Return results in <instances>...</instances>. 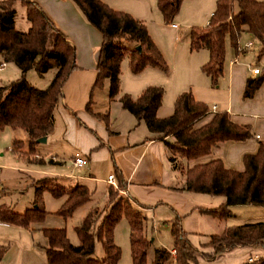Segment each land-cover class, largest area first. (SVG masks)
<instances>
[{"label":"trees","instance_id":"16d2710c","mask_svg":"<svg viewBox=\"0 0 264 264\" xmlns=\"http://www.w3.org/2000/svg\"><path fill=\"white\" fill-rule=\"evenodd\" d=\"M70 1L101 34L91 91L100 88L106 80L107 97L113 99L119 95L120 62L124 57L133 74L146 66L167 71V64L142 21L126 12L113 10L100 0ZM182 1L156 0V8L164 23L171 22ZM16 3L24 8L29 24L26 31H18L13 26ZM243 31L258 43L256 60H261L259 72L245 80L243 97L249 98L264 82V0H216L207 24L201 28H190L187 39L190 51L207 50L208 59L200 70L215 85L222 71L225 40L228 39L236 51ZM0 53L3 61L12 62L20 73L17 79L0 86V131L5 127L22 131L26 136V153L32 154L38 144L37 139L46 137L51 131L52 113L61 95V86L75 68V51L33 1L0 0ZM32 68L39 75L54 69V75L45 88H35L26 81L25 73ZM162 92L160 86H147L135 98L120 94L118 101L137 121H143L147 130L157 138L173 136L174 141L165 142L171 151L172 161L173 156L176 159H194L205 155L218 142L251 137L249 128L231 121L226 112H217L206 123L193 127V123L208 111L206 105L195 100L190 91L180 92L173 102L172 113L158 118L155 113L161 103ZM11 144L16 149L23 143L13 139ZM242 162V171L226 169L218 159L193 165L183 170L184 187L180 189L223 196V204L208 210L218 219L229 215L228 207L231 205H264V140H259L256 152L244 155ZM124 187L125 182L116 171V185L107 186L103 207L91 208L74 227L77 244L69 242L62 228L42 229L46 239V264H117L120 250L113 242V228L121 217L128 225L131 263L144 264L150 245L144 234L146 215L141 206L119 194ZM34 190L33 205L23 212L0 204V222L28 228L31 223L42 221L46 213L40 202L42 190L48 191L53 198L63 197L55 211L63 219L90 197L87 186L78 182L67 186L48 183L35 186ZM180 220L181 217L175 215L169 226L175 264H195L197 250L188 241ZM95 240L102 245L101 257L93 255ZM263 240L264 221L228 226L219 234L210 236L208 245L212 252L203 256L211 260L224 251L262 244ZM1 253L2 248L0 256ZM169 256L170 251L165 248H154L149 264H163ZM243 264H264V258Z\"/></svg>","mask_w":264,"mask_h":264},{"label":"crops","instance_id":"0c3cea01","mask_svg":"<svg viewBox=\"0 0 264 264\" xmlns=\"http://www.w3.org/2000/svg\"><path fill=\"white\" fill-rule=\"evenodd\" d=\"M31 1L37 4L75 51V68L68 74L61 86V95L52 113V128L44 141L47 142L53 135V141L56 140L59 149L64 148L66 153L60 155L50 147L45 148L46 161L42 158L37 165L40 168L48 167L46 169L50 171L49 176L33 180L34 187L39 186L38 181L40 180L50 179L53 181V178H56V181L59 182L57 177L64 178V182H59L62 185H72L78 182L87 186V182L96 180L92 172L97 166L102 165L109 169L106 176L99 179L101 183L105 184V197L106 188L111 185L106 182L107 175L113 174L116 185V171L119 172L125 182L122 193L132 199L137 206H141L146 215L144 230L146 238L148 239L159 231L165 233V245H152L154 238H151L150 241L152 256L154 248L162 247L170 251L169 258L163 264H175L172 236L169 232L170 220L175 215L181 217V227L188 241L197 250L195 264H243L249 260L255 261L264 258V240L262 244L235 247L224 251L211 260H207L203 256L212 252V248L208 245L211 235L219 234L228 226L264 221V205H231L228 207L229 215L224 219H218L208 210L216 209L223 204V196L180 189L184 187L183 170L196 164L218 159L226 169L242 171L243 156L254 154L258 141L264 140V82L259 85L251 97H243L245 80L247 77L253 76L250 72L251 68L259 69L261 65V60H256V52H253L255 46L257 51L258 43L252 36L243 31L241 34L246 35L248 39L240 46L239 38L236 51L230 45L229 40H225L227 43H225L222 71L216 84L212 85L209 77L200 70L201 65L208 59L207 50L199 49L204 54L197 58L198 64L193 65L192 63L187 39L189 29H180L174 23L163 22V26L171 30L169 48H165L159 39V24L145 23L149 35L167 63V71L158 70L160 72H156L155 70L153 73H148L144 72L147 71L145 69L157 68L146 66L140 72L133 74L129 71L128 66V72L120 69L119 95L126 93L131 98H135L147 86H161L163 90L161 103L155 114L158 118H162L172 113L173 102L180 92L190 91L195 100L206 105L207 111L212 106L215 108L214 113L207 112L195 121L193 127L206 123L217 112H226L231 121L241 126H247L251 132V137L245 140L218 142L211 147L209 153L200 157L176 159L173 156L172 161L171 154L165 145L166 141H174L172 135L157 138L156 134L147 130L143 121H137L121 107L118 101L119 95L109 99L106 80L100 89L96 88L91 91L101 42L99 31L85 20L70 0ZM101 1L112 6V2L109 0ZM126 3H128L127 7L113 6L112 8L126 11L140 21L146 20V0H126ZM21 7L23 8V6ZM148 11L151 12L152 8L149 7ZM13 26L18 31H26L29 24L26 21L24 29H17L14 17ZM246 43H250L252 48H245ZM227 48L229 55H226ZM251 54L252 57L249 56ZM0 56L2 58L1 53ZM5 63L7 62H4L2 58L0 68L5 67ZM53 75L54 69L49 82ZM97 93L102 96L101 103L95 100ZM17 131L19 130H11L12 140H21L23 144L15 149L11 141L7 149L17 158L25 159L26 163L33 165L34 161H30L31 157L23 155L27 151L24 143L26 136L22 132L24 138L19 139L16 136ZM36 148L37 146L34 148L35 151ZM34 154L39 158L38 153ZM76 156L84 160L82 165L73 164ZM50 167L66 168L70 171L66 173L53 171L49 169ZM73 170L78 173L75 171L76 174H74ZM50 227H60V224L53 225V222L49 223L48 220L46 222L45 219L42 223L34 222L28 228H24L0 222V229H5L12 235L18 236L21 241H25L27 236L31 237L35 231L41 232L42 229ZM10 247L9 245L2 250L0 264H14L15 254L13 256L10 254ZM29 250L34 252L35 248L29 246ZM20 252L21 250L18 248L17 255ZM36 253L40 260L42 253Z\"/></svg>","mask_w":264,"mask_h":264},{"label":"rangeland","instance_id":"374dc122","mask_svg":"<svg viewBox=\"0 0 264 264\" xmlns=\"http://www.w3.org/2000/svg\"><path fill=\"white\" fill-rule=\"evenodd\" d=\"M101 1V0H100ZM112 2V6H109L113 10H117L112 8L114 7H127L128 3H126V0H109ZM146 20L142 21L145 25L147 22H151L153 24H159V39L161 42V45L165 48H169L170 44V35L171 30L166 28L163 23L162 17L159 13V11L156 8V0H146ZM215 2L216 0H183L180 3L178 12L176 15L172 18L170 23H174L179 26L180 29H190L192 27L194 28H201L204 27L206 22L209 19L210 14L213 12L215 8ZM149 7L152 8V11L149 12ZM15 10V27L17 29H24L25 26V15H24V9L19 5H14ZM123 11V10H118ZM126 12V11H123ZM168 23V24H170ZM146 26V25H145ZM151 37V36H150ZM247 36L240 34V46H242L247 41ZM153 40V39H152ZM239 41V40H238ZM154 42V41H153ZM155 43V42H154ZM225 43H227L225 41ZM156 45V44H155ZM257 45V44H256ZM228 47V45H226ZM258 46V45H257ZM256 46L255 49H253V52H256ZM159 50V49H158ZM160 52V51H159ZM252 52V53H253ZM161 53V52H160ZM162 54V53H161ZM204 54L203 51L196 50L191 51L192 56V63L195 65L197 63V58H199L200 55ZM226 55H229V49L226 50ZM252 57V54L249 55ZM163 57V56H162ZM241 57V56H240ZM164 59V58H163ZM240 59V58H239ZM165 60V59H164ZM2 61V58L0 56V62ZM167 64V63H166ZM198 64V63H197ZM120 69L127 70V59L124 57L120 62ZM147 71L144 72H160L159 69L149 68L145 69ZM53 69H50L47 73H43L42 75H39L36 73V71L32 68L29 69L25 73V79L26 81L36 88H45L48 83L51 76ZM145 74V73H143ZM20 73L17 69V67L12 62L5 63V67L0 68V85L6 84L10 81H13L19 77ZM129 75V73H128ZM130 76V75H129ZM161 87V86H160ZM162 88V87H161ZM100 89V88H99ZM95 100L98 101V103L102 102V96L100 94L95 95ZM16 136L19 139L24 138V134L22 131H17ZM12 132L11 129L8 127H5L0 131V203H4L9 205L14 211L16 212H23L26 208H29L33 205V200L35 196V190H34V184L33 180H39L41 178H44L45 176H49L48 173L50 172L46 168L48 167H39L38 161L34 162V164H28L25 159L17 158L13 154L10 153V151L7 149L12 141ZM54 140V136L51 135L49 140L44 143H38L36 146V151L34 150L32 154L23 153V155L30 156L31 159L34 160H45L46 161V151L45 148L50 147L53 149V151H56L55 153L60 154L66 153V150L63 148L59 149V144ZM35 148V147H34ZM171 152V151H170ZM34 153H38V157L34 156ZM171 154V153H170ZM24 157V156H22ZM40 162V161H39ZM50 167V170L53 171H61V172H69V169H62V168H52ZM45 169V170H43ZM108 168L102 165H99L96 167L95 171L92 172L95 179L94 182H85L87 184V188L90 193L89 200L78 206L74 209V211L71 213V215L63 219L62 217L55 214V211L60 207V204L63 201V197L60 198H53L48 191L42 190L40 192V202L43 206V209L45 210V216L42 221L39 223H42L48 220L49 223L53 222L54 224H60V227H50V228H62L65 231L66 237L69 240L71 244H77V236L74 231V227L82 220V218L86 215V213L91 209L92 207H98L102 208L105 204V184L101 183L99 179L104 178L108 172ZM76 171V170H75ZM73 170V173L76 174ZM81 171V170H80ZM83 172V171H81ZM78 173V172H77ZM59 182H64L63 177H57ZM58 181H56V178H53V181L50 179L40 180L38 181L39 186H42L43 184H60ZM64 186H67L66 184H63ZM119 194L127 198L122 192H119ZM7 206V207H9ZM128 225L127 221L124 217H121L119 221L115 224L113 228V242L116 246H118L120 250V256L118 259L117 264H132L130 259V253H129V240H128ZM155 234V235H154ZM152 234L148 239L151 241V238L153 239L152 245H165L166 244V238L165 233L162 231L156 232ZM10 247V254L12 256L15 254L14 257V264H39L41 261V264H46V258L44 256V247L46 246V240L43 236L42 232L35 231L31 237L27 236V239L20 240V238L16 235H12L10 232L6 231L5 229H0V248L4 250L7 248V246ZM29 246H32L35 248L34 252L29 250ZM18 248L21 250L20 254L17 255ZM42 253V257H40V260H38L37 253ZM102 245L100 241L95 240L94 243V251L93 255L95 257H101L102 256ZM152 249H151V243L149 245V248L146 252L145 257V263L149 264L152 260Z\"/></svg>","mask_w":264,"mask_h":264},{"label":"built area","instance_id":"2783aa9c","mask_svg":"<svg viewBox=\"0 0 264 264\" xmlns=\"http://www.w3.org/2000/svg\"><path fill=\"white\" fill-rule=\"evenodd\" d=\"M245 48L251 49L252 48L251 44L250 43H246L245 44ZM250 72H251V74L255 75V74H257L259 72V69L257 67H253V68H251ZM214 109H215L214 106H212L208 112L214 113ZM83 163H84V160L81 157H79V156H76L74 158V160H73V164L77 165V166H80ZM106 182H108L109 184L115 186V178H114L113 174H108L107 175ZM0 189H1V184H0ZM249 262H251V261L249 260Z\"/></svg>","mask_w":264,"mask_h":264},{"label":"water","instance_id":"95a60500","mask_svg":"<svg viewBox=\"0 0 264 264\" xmlns=\"http://www.w3.org/2000/svg\"><path fill=\"white\" fill-rule=\"evenodd\" d=\"M136 48L139 49L138 46ZM44 141H45V137L37 139V143H41V142H44Z\"/></svg>","mask_w":264,"mask_h":264}]
</instances>
